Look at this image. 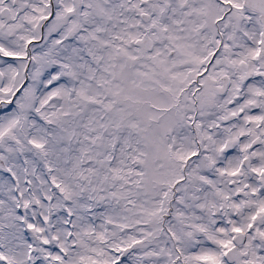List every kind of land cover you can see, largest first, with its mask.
<instances>
[{"label": "snow or ice", "instance_id": "obj_1", "mask_svg": "<svg viewBox=\"0 0 264 264\" xmlns=\"http://www.w3.org/2000/svg\"><path fill=\"white\" fill-rule=\"evenodd\" d=\"M0 264H264V0H0Z\"/></svg>", "mask_w": 264, "mask_h": 264}]
</instances>
